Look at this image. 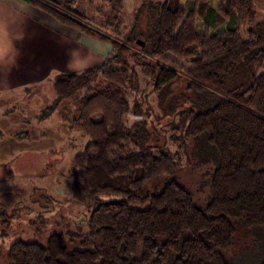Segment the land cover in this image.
<instances>
[{
    "label": "trees",
    "instance_id": "obj_1",
    "mask_svg": "<svg viewBox=\"0 0 264 264\" xmlns=\"http://www.w3.org/2000/svg\"><path fill=\"white\" fill-rule=\"evenodd\" d=\"M21 1L78 30L76 41L86 35L111 50L95 67L60 73L54 101L38 116L45 121L66 102L77 111L63 120L87 139L70 168L86 230L47 234L41 214L37 238L16 239L7 264H264V20L256 0H143L125 33L111 14L93 27L79 0ZM102 1L125 9L123 0ZM204 167L210 196L199 207L181 177ZM23 212L12 193L1 196V236Z\"/></svg>",
    "mask_w": 264,
    "mask_h": 264
},
{
    "label": "rangeland",
    "instance_id": "obj_2",
    "mask_svg": "<svg viewBox=\"0 0 264 264\" xmlns=\"http://www.w3.org/2000/svg\"><path fill=\"white\" fill-rule=\"evenodd\" d=\"M123 2L125 9L118 11L114 9L112 11V8L102 0H95V2L79 0L75 8L82 10L86 18H92L93 27L96 28L99 24L110 22L109 14H111L118 19V29L125 33L131 29L134 13L143 0H123ZM256 7L258 20H264V0H256ZM99 9L101 12H98ZM201 21L200 18L197 19L198 31L204 29ZM68 34L74 39V36L80 35V32L73 29ZM59 39L63 41L62 38ZM61 40L59 42L62 48H73L72 45L69 46L68 40H65L66 44H63ZM81 40L78 41L80 44L75 46L76 49H80L76 50L75 59L68 57L63 61L64 56L60 57L59 51L49 49V53L53 54L55 59H60L59 66L69 69L51 70L49 78L35 83L34 86L27 85L7 91L0 89V129L2 132L0 138V198L3 194L12 193L23 207L28 208V212L26 214L23 212L12 224L6 236H1L0 221V264H7L5 252L16 239L37 238L36 229L39 224L36 221L41 214L47 218V234L63 231V229L86 230L85 219L88 218V211L72 201L70 168L73 157L85 147L87 139L79 132L69 130L63 120L65 117L74 116L77 111L66 102L62 103L61 107L47 120L42 121L38 117L40 112L54 101L52 83L60 73L80 72L85 68L95 67L111 50L110 45L86 35H83ZM50 46L51 48L54 46L53 40ZM35 53L39 57L44 54L42 51H35ZM129 98L131 100L134 98L132 93ZM150 99L156 114H160L159 108L153 102L155 101L154 95ZM24 132H28V138L17 137V134ZM170 148L173 152L176 151V148L171 145ZM208 168L212 169L210 166ZM204 169L205 167L200 170L186 169L181 177L182 185L195 195L199 207H203L210 196L208 185L202 184L201 175ZM42 194L47 198L42 196L41 202H35ZM32 221L36 222V226L32 225Z\"/></svg>",
    "mask_w": 264,
    "mask_h": 264
},
{
    "label": "crops",
    "instance_id": "obj_3",
    "mask_svg": "<svg viewBox=\"0 0 264 264\" xmlns=\"http://www.w3.org/2000/svg\"><path fill=\"white\" fill-rule=\"evenodd\" d=\"M55 22L29 3L0 0V89L7 91L27 85L34 86L49 78L51 70L69 69L60 67V59H55L49 49L59 51V56L65 57H62L63 61L68 57L75 59L76 50H80L75 46L82 40L76 41L77 36L70 38L67 33L73 29ZM51 40L54 41L52 48ZM59 40L63 44L68 40L69 46L72 45L73 48H62ZM35 51H42L44 54L39 57Z\"/></svg>",
    "mask_w": 264,
    "mask_h": 264
}]
</instances>
